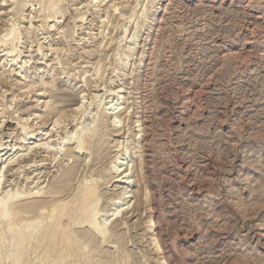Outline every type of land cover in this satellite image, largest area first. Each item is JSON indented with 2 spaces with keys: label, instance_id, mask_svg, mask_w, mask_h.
<instances>
[{
  "label": "rangeland",
  "instance_id": "rangeland-1",
  "mask_svg": "<svg viewBox=\"0 0 264 264\" xmlns=\"http://www.w3.org/2000/svg\"><path fill=\"white\" fill-rule=\"evenodd\" d=\"M43 1L0 0V41H8L0 42V150L8 147L0 160L27 151L4 169L0 194L50 192L44 197L59 207L83 180L98 179L101 225L122 192L112 164L126 153L135 182L128 190L138 195L108 242L74 229L92 250L88 264H160L161 255L167 264H264V0H63L59 20L53 12L44 19ZM10 31L16 36L5 38ZM110 90L119 93L120 131L104 118L91 154L77 151ZM80 92L88 104L77 114ZM44 141L61 154L28 152ZM66 173L69 184L55 196Z\"/></svg>",
  "mask_w": 264,
  "mask_h": 264
},
{
  "label": "bare ground",
  "instance_id": "bare-ground-1",
  "mask_svg": "<svg viewBox=\"0 0 264 264\" xmlns=\"http://www.w3.org/2000/svg\"><path fill=\"white\" fill-rule=\"evenodd\" d=\"M46 1H47L46 4L43 1L45 5L42 7V9H43L42 14H44L43 12H45V13L47 12V13H49V15L46 14L47 16L46 15H45V17L43 16L44 19L45 18H48V19L51 18L50 14L53 12V15L55 16V20L56 19L59 20V18L56 16H58V13L60 12V10H62L61 9L63 7L62 4L64 3L63 0H46ZM102 1L103 0H91L90 4L92 6H95L97 3H100ZM18 2L20 3V0H12V4H16ZM60 4L62 5V7L60 6ZM26 5H27V3H22L23 8H25ZM116 10H117V8H114V11H116ZM155 16L156 15L154 13L150 15V17H152L153 19L155 18ZM150 19L151 18H148L145 22L149 23ZM149 28H151V27H149ZM12 32L13 31H10L9 33H7L5 38H7V39L11 38L12 36L10 37V35H13V37H14V35L16 33L12 34ZM15 39H16V45H17L19 43V39L18 38H15ZM0 42H2L4 44V46H5V43H8V41L6 42V40H3V39ZM10 42H12V39L10 40ZM14 44H15V41L13 42V45ZM19 53L20 52L17 53V51L14 48L13 49L11 48V50L7 54L11 55L9 57L15 58ZM13 54H15V55L13 56ZM21 73H22V71H20V74ZM96 75H97V72H96ZM28 89H30V88H28ZM3 94H5V93H3ZM80 94H81V96L78 97V98H80L78 100L79 105H77V107H75V109H74V111L77 114L78 113L81 114L85 110L84 108H85L86 104H88L87 102H85L88 97L85 95H82V92H80ZM110 94L112 96V101H110L109 104H105V106H103L101 109L97 108L99 118L101 116L100 114H102L103 117H101V118H103V119L102 120L100 119V121H99V118H98L93 123V126L86 129L85 131L84 130L81 131L79 133L80 136L78 134L79 138L76 141L77 145H78V147L76 145V147L78 149L77 151H79V152L85 151L86 153L88 152V155L90 152V154H91V149H93L96 145L99 144V141H100L99 139H100V135H101V134H99L100 133L99 131L101 130V129L99 130V127L104 124V120H105L104 118H107L106 121L109 122L108 123L109 127L113 128L112 130L114 132L117 133L118 131H120L119 128L117 129L118 124L116 125V123H119V121H120V120H118L119 117L122 116V114H123V113H121V109L119 108V104H118L119 100L116 98V96L119 93H118V91L116 92V90L115 91L110 90ZM92 97H98V96L92 95ZM92 97H91V99H93ZM89 106H91V105L89 104ZM127 117H128V115H127ZM116 119L118 121H116ZM135 119H136V121L133 122L134 123L133 125H136V126H134V128L141 127L142 124H139L140 119L138 117ZM100 122L102 123L101 125H100ZM108 124L103 125V127L104 126L108 127ZM57 125H59L58 119L54 120L53 128ZM77 126L78 125H76V127ZM142 130L143 129L138 130L137 134L141 133ZM27 137L28 136L26 133V128L24 126H22L21 127V138H23V140H26ZM29 139H31V138H29ZM97 139H98V144H96ZM138 144L139 143L137 142V145ZM34 147L35 148L40 147V150H38V151H41V149L42 150L46 149L45 151L52 149L55 157L57 155L61 154L60 145L54 144L52 147V146H49L48 143H46L45 141L42 142L41 144L40 143L37 144L35 142L32 143L31 147H29V150L27 148L28 152L30 151V149H33ZM6 150H8V147L4 148L3 150H0V153H3V151H6ZM34 150H36V149H34ZM11 151H12V149L9 150L8 153H6L7 157L4 159L3 162H2V160H0V180L2 179L1 176H3L2 175L3 172H7L4 169L5 168L8 169L10 167L12 168L15 163L20 161L19 159H21L20 158L21 156L23 159V156H24L23 154L25 153L26 150H24V151L20 150L15 154L14 153L11 154L10 153ZM32 151L33 150H31V153H32ZM35 152L33 154H35ZM0 158H1V155H0ZM132 158L133 157L129 156L126 153L119 154V152H118V154L115 158V161L112 164L113 166L111 167L112 168L111 174L115 175V176L117 175L114 183L117 184V187H119V189L122 192L117 195V198H116L115 202L112 204V206H109L108 209L106 210V215H105L104 220L101 223V225H99L95 221L96 216H98V212H97L98 189H99L98 179L94 180L91 177H90L92 179L91 181H85L88 179H85V180L82 179L83 183L78 187L77 194L75 195V193H74V195H75L74 198L72 200L69 199L70 202L67 201V204L65 203V201L62 202V205L59 207H54V206H56V204H53V200H51L52 197H48L49 199H47V197H44L45 195H49L48 193H50V192H47V194L45 193L43 195L40 193H36V194H27L25 196L24 195L19 196L18 194H14V193L11 194L10 192L9 193L8 192H4V193L2 192L0 194V264H6V263H8V264H32L33 261L38 260V259L44 260V262H41V263L49 262L48 264H88V263H90L89 261H91V260H89V258L91 259L92 256L89 254L91 253L92 250L89 253L87 246L82 244L81 243L82 241H78V238L75 235V230H76V228H82L83 229V228L87 227V230L86 229L83 231L81 230V232H79V234L81 233V236L86 238V237H89V235L94 232V234H96L97 236H99V238H101L100 240H102V243L108 242V240L111 239V237L108 234L110 228H112L115 224H117V222H119V218H122L126 211L128 212L130 199L133 196L138 195V194H135L132 196V195H130L131 193L128 190L135 183L134 181H132V177H131V169L134 166L131 164V163H133ZM59 178L61 179V177H59ZM0 182H2V181H0ZM64 182L69 184L68 183L69 182V175L67 173L62 175V180L56 182V184H55V188H56L55 190L56 191H54V195L55 194H57V195L62 194L63 192H65L66 186H63ZM0 186H1V184H0ZM52 195H53V193H52ZM52 195H50V196H52ZM144 196H145L144 198L146 199L148 196V193H145ZM136 199H137V204L139 205L138 202L140 201L139 200L140 196L139 197L136 196ZM127 212L125 213V215L127 214ZM30 214H34L32 216H35V218L32 216L27 217V215H30ZM96 225L98 227H96ZM147 229H148L149 234H151V236H150L151 244L154 246L157 254L158 253L160 254L162 250H161L160 244L158 243V239H157L158 237L156 238V236L154 234L155 222L153 221L152 218H149V220L147 222ZM94 237H95V235H94ZM31 255L33 258H30ZM88 256H91V257H88ZM124 260H125V262H127V256H125ZM100 262H102V260H100ZM160 264H167L165 257L162 255H161V259H160Z\"/></svg>",
  "mask_w": 264,
  "mask_h": 264
}]
</instances>
